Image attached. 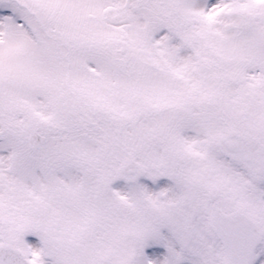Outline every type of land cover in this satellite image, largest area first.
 <instances>
[{
  "label": "snow or ice",
  "instance_id": "obj_1",
  "mask_svg": "<svg viewBox=\"0 0 264 264\" xmlns=\"http://www.w3.org/2000/svg\"><path fill=\"white\" fill-rule=\"evenodd\" d=\"M0 264H264V0H0Z\"/></svg>",
  "mask_w": 264,
  "mask_h": 264
}]
</instances>
